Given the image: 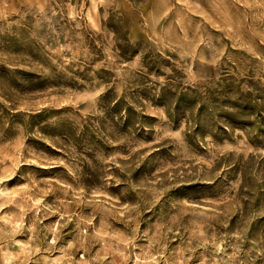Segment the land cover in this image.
<instances>
[{
  "label": "rangeland",
  "instance_id": "obj_1",
  "mask_svg": "<svg viewBox=\"0 0 264 264\" xmlns=\"http://www.w3.org/2000/svg\"><path fill=\"white\" fill-rule=\"evenodd\" d=\"M0 264H264V0H0Z\"/></svg>",
  "mask_w": 264,
  "mask_h": 264
}]
</instances>
